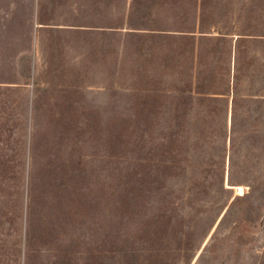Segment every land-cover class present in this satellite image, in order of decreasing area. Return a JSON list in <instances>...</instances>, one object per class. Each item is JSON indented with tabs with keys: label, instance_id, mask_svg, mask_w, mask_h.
Returning a JSON list of instances; mask_svg holds the SVG:
<instances>
[{
	"label": "rangeland",
	"instance_id": "1",
	"mask_svg": "<svg viewBox=\"0 0 264 264\" xmlns=\"http://www.w3.org/2000/svg\"><path fill=\"white\" fill-rule=\"evenodd\" d=\"M151 1L0 0V264H264V0H204L203 34L232 33L205 88L240 101L176 120L187 162L141 155L170 120L139 89L188 78L129 23L191 26L200 0Z\"/></svg>",
	"mask_w": 264,
	"mask_h": 264
},
{
	"label": "trees",
	"instance_id": "2",
	"mask_svg": "<svg viewBox=\"0 0 264 264\" xmlns=\"http://www.w3.org/2000/svg\"><path fill=\"white\" fill-rule=\"evenodd\" d=\"M172 3V1H164L162 4L172 5ZM194 8L196 15L193 17L194 20L191 26L177 24L176 26L172 25L171 27H168L167 25H162V23H172L170 22L171 17L173 16L171 8H165L163 10L164 14L162 13L161 19L155 18L152 13L145 11L140 15L137 22L129 23V28L139 30L138 32H140L142 36H157V38H168L177 41L178 43H176L166 54V59L168 55H171V57L174 56L173 60H171L170 69L174 68L175 70L171 69V74L169 75L173 76L179 70L188 78L187 86L181 90L157 87L155 88V93H153L148 91L146 87H141L139 89V93L142 97H149V95L152 94L151 97H149V100H147V103L150 104L149 107L153 110V116L155 117L154 120H170L169 122L167 121L164 126L158 125L155 130L152 131L151 136L149 135L148 137V135H145V138L149 139H144V134H142L143 136H140V149H143L141 152V155L143 156L160 157L166 158L165 160L170 161L187 162L186 155L190 148L189 136L192 134V131H197L198 128H190L195 124L194 122H192L191 125H185V129L182 127L179 128L176 120L183 117H188L189 119L187 120H206L207 114L210 112L208 102H211V104L213 103L214 107H216V103L223 102L220 107L221 111L219 112L221 115L225 116L228 111V95L230 93L232 94V125L234 120H236L238 102L240 101L236 84L234 86L232 84L230 87L227 86L225 92L223 90L217 92L219 95L213 96L216 92L208 91L205 88V84L209 80L208 78H210L209 72H207V70H202V68L204 69L206 67L204 58L208 55H212L211 58L215 56L217 54L216 51L218 50V46H220V41L225 40V38H230L232 33L227 31L224 33L219 32V35L215 36L203 34L206 32L201 29V17L205 9L204 0H200V3L196 1ZM198 11L199 17H197ZM197 28L199 32L198 35H196ZM144 30H148L149 32H145ZM152 30H158V32H153ZM161 30L168 31L160 32ZM201 101L204 103L203 106H195L194 102L199 103ZM163 116L167 118L163 119ZM221 122L224 134V121L222 120ZM166 131L170 132V134L167 135L163 133ZM184 132H188L189 135H184ZM224 136L225 135H223V138H225ZM148 140H150L149 143L144 144V142H148ZM128 253L129 252L126 253V256H129Z\"/></svg>",
	"mask_w": 264,
	"mask_h": 264
},
{
	"label": "bare ground",
	"instance_id": "3",
	"mask_svg": "<svg viewBox=\"0 0 264 264\" xmlns=\"http://www.w3.org/2000/svg\"><path fill=\"white\" fill-rule=\"evenodd\" d=\"M238 190H240V187H238Z\"/></svg>",
	"mask_w": 264,
	"mask_h": 264
}]
</instances>
